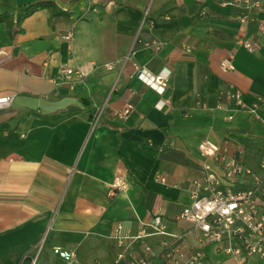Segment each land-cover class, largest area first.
Segmentation results:
<instances>
[{
  "label": "crops",
  "instance_id": "0c3cea01",
  "mask_svg": "<svg viewBox=\"0 0 264 264\" xmlns=\"http://www.w3.org/2000/svg\"><path fill=\"white\" fill-rule=\"evenodd\" d=\"M34 1L0 0V14L12 15L10 26L0 21V96L13 95L0 109V264H114L115 225L134 235L154 214L166 229L145 239L156 253L148 264H188L196 251L202 264H264L226 252V241L204 243L177 218L203 175V140L264 177V104L250 112L264 95L256 27L264 13L251 10L254 22L240 24L230 0H205L204 11L196 0H51L56 11L13 24L17 8ZM69 32L71 41L60 39ZM223 60L233 69L221 71ZM132 62L153 75L170 71L162 96L133 75ZM64 67L85 69L86 81L67 84ZM234 92L239 101L227 96ZM127 104L133 110L117 119ZM116 175L128 186L109 195ZM172 247L177 262L164 255Z\"/></svg>",
  "mask_w": 264,
  "mask_h": 264
},
{
  "label": "built area",
  "instance_id": "2783aa9c",
  "mask_svg": "<svg viewBox=\"0 0 264 264\" xmlns=\"http://www.w3.org/2000/svg\"><path fill=\"white\" fill-rule=\"evenodd\" d=\"M196 3L204 11L205 0H196ZM232 7L238 8L236 19L240 24L253 21L249 16V11L257 9L264 13V0H230ZM256 27L260 35L264 38V18L256 21ZM72 33L60 36L63 41H71ZM241 45L251 52L254 45L250 40H241ZM147 47L158 50L159 43L152 42ZM129 57L126 56L125 60ZM105 69H110L111 64L103 65ZM133 75L146 87L153 90L158 96L164 93L170 71L162 69L153 75L141 69L135 62H132ZM221 71L233 69L228 60L220 63ZM60 77L67 84H83L87 79V71L81 67H64L59 71ZM228 97L239 101V92L228 93ZM13 100V95L0 96V109L7 107ZM259 103L264 104V95L257 97L253 108ZM105 102L97 107L90 120L91 127H95L105 109ZM165 101L159 99L154 107L162 109ZM133 106L127 104L119 110L113 112L117 119H124ZM198 152L202 157L201 169L203 172L199 180L193 181L190 191V203L183 207L178 215V219L185 220L193 224L200 232V238L204 243H228L225 251L235 256L256 255L264 261V177H260L244 164L228 159L221 153L220 148L209 140H203L198 144ZM261 167H264V157L261 160ZM243 187H236L237 183L246 182ZM127 181L123 176L116 175L109 186L108 194L126 190ZM166 226L160 215L154 214L143 223L134 235H129L121 224H116L113 229V237L116 240L119 252L114 264L125 261L124 264H148L156 253L145 243V239L153 234H164ZM135 243H140V250H132ZM53 252L65 261L72 258V253L54 249ZM165 257L170 262H177L179 252L175 247L164 252ZM201 252H194L188 264H202ZM32 259L30 264H34Z\"/></svg>",
  "mask_w": 264,
  "mask_h": 264
},
{
  "label": "trees",
  "instance_id": "16d2710c",
  "mask_svg": "<svg viewBox=\"0 0 264 264\" xmlns=\"http://www.w3.org/2000/svg\"><path fill=\"white\" fill-rule=\"evenodd\" d=\"M42 8L50 9L52 12L56 11V7L51 0H36L32 3H28L24 6L17 8L15 12V19L13 21L14 22L13 24H19L24 18L32 14L34 11ZM0 21H5L10 26V24L12 23V15L7 13H2L0 14ZM88 113L90 114L89 110ZM91 118L92 116L90 115V120Z\"/></svg>",
  "mask_w": 264,
  "mask_h": 264
},
{
  "label": "rangeland",
  "instance_id": "374dc122",
  "mask_svg": "<svg viewBox=\"0 0 264 264\" xmlns=\"http://www.w3.org/2000/svg\"><path fill=\"white\" fill-rule=\"evenodd\" d=\"M36 260H37V257H36Z\"/></svg>",
  "mask_w": 264,
  "mask_h": 264
}]
</instances>
